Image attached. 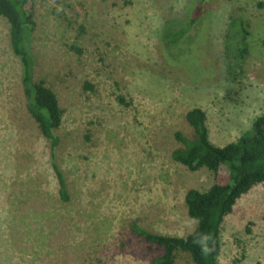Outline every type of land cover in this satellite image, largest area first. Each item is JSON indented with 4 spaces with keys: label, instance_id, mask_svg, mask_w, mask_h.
Wrapping results in <instances>:
<instances>
[{
    "label": "rangeland",
    "instance_id": "rangeland-1",
    "mask_svg": "<svg viewBox=\"0 0 264 264\" xmlns=\"http://www.w3.org/2000/svg\"><path fill=\"white\" fill-rule=\"evenodd\" d=\"M260 3L206 0L202 11L198 0H30L35 78L63 111L56 161L66 202L50 142L26 107L10 24L0 18V264H151L163 250L132 225L169 236L195 230L186 193L208 190L215 174L173 160L175 133L191 135L187 114L201 108L211 142L224 146L264 115ZM202 12L207 31L179 71L163 39ZM235 16L249 24L251 48L232 74L226 35ZM221 242L218 264H264V183L225 218ZM175 264L194 262L180 252Z\"/></svg>",
    "mask_w": 264,
    "mask_h": 264
},
{
    "label": "trees",
    "instance_id": "trees-1",
    "mask_svg": "<svg viewBox=\"0 0 264 264\" xmlns=\"http://www.w3.org/2000/svg\"><path fill=\"white\" fill-rule=\"evenodd\" d=\"M198 1L203 11L206 0ZM29 3L30 0H0V18H6L10 24L12 50L22 65L21 81L26 107L42 135L50 142L58 192L66 202L69 200L67 183L56 161V149L60 144L56 130L61 127L63 111L55 92L43 80L35 78V60L28 49L29 36L35 29ZM259 5L263 7L264 3ZM203 18L208 23L206 14L202 12L184 26L170 30L163 39L162 53L169 64L179 71H186L183 67L190 55L194 59L196 57V49H199L196 39L202 31H207V26L200 28ZM249 36V24L240 16L233 17L226 35V53L232 74L241 69L250 53ZM200 51L204 54L203 50ZM187 122L192 133H175V139L181 146L172 152V158L190 171L203 168L212 171L215 181L206 191L190 189L186 193L188 214L196 221L192 233L169 236L131 226L134 233L163 250V254L154 258L151 264H175L180 252L189 254L194 264H218L225 218L233 212L240 198L264 183V115L255 119L250 131L224 146L211 142L207 116L201 108L189 111ZM222 168H225V174L220 173Z\"/></svg>",
    "mask_w": 264,
    "mask_h": 264
}]
</instances>
